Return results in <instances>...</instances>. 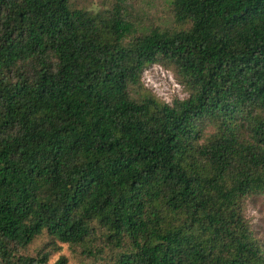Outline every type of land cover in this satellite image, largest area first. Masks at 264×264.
I'll return each mask as SVG.
<instances>
[{"label": "trees", "instance_id": "obj_1", "mask_svg": "<svg viewBox=\"0 0 264 264\" xmlns=\"http://www.w3.org/2000/svg\"><path fill=\"white\" fill-rule=\"evenodd\" d=\"M125 1L0 0V264H47L58 243L264 264L245 215L264 197V0H171V32L136 30ZM154 65L184 99L144 87Z\"/></svg>", "mask_w": 264, "mask_h": 264}, {"label": "rangeland", "instance_id": "obj_2", "mask_svg": "<svg viewBox=\"0 0 264 264\" xmlns=\"http://www.w3.org/2000/svg\"><path fill=\"white\" fill-rule=\"evenodd\" d=\"M72 5L89 12L110 10L113 0H70ZM171 0H126L125 11L129 20L139 32H148L152 29L159 31H173L181 26L174 21ZM144 87L154 93L160 100L170 103L173 98L184 99L186 94L177 83L173 73L154 65L143 73ZM246 218L249 220L256 238L264 240V197H253L247 202ZM44 246H49L46 236L38 237L28 247L25 254L35 255ZM58 251L50 253L47 264H55L61 257L66 264H115L117 252L104 250L97 258L81 255L80 249L69 245L57 244ZM50 250V248H49Z\"/></svg>", "mask_w": 264, "mask_h": 264}]
</instances>
